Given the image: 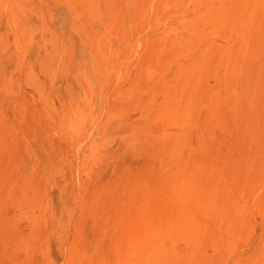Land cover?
Masks as SVG:
<instances>
[{"label":"rangeland","instance_id":"1","mask_svg":"<svg viewBox=\"0 0 264 264\" xmlns=\"http://www.w3.org/2000/svg\"><path fill=\"white\" fill-rule=\"evenodd\" d=\"M255 23L264 0H0V264H264Z\"/></svg>","mask_w":264,"mask_h":264},{"label":"bare ground","instance_id":"2","mask_svg":"<svg viewBox=\"0 0 264 264\" xmlns=\"http://www.w3.org/2000/svg\"><path fill=\"white\" fill-rule=\"evenodd\" d=\"M250 34H255L256 36L259 34H264V32L262 31V29L260 28V23H255L254 24V29L251 31V33ZM258 35V36H259ZM261 36V35H260ZM264 40V39H263ZM264 45V44H263ZM262 45V46H263ZM256 50V49H255ZM238 52V51H237ZM259 57V56H258ZM72 59V58H71ZM69 63V62H68ZM74 63V62H73ZM57 65V64H56ZM68 65V64H67ZM70 65V64H69ZM246 68V67H245ZM180 74V73H179ZM178 74V75H179ZM249 75V74H248ZM252 77V76H251ZM250 77V78H251ZM185 88V87H184ZM182 116V115H181ZM148 203V202H147ZM145 204V203H144ZM147 209V208H146ZM146 209H145V211L144 212H146ZM143 210V209H142ZM141 210V211H142ZM139 215H141V213L139 214ZM145 216V215H144ZM144 218V217H143ZM150 218V217H149ZM140 220H141V218H140ZM143 222H144V220H143ZM153 223V222H152ZM145 225V224H144ZM204 225V224H203ZM141 226V225H140ZM142 228V227H141ZM194 238V237H193ZM190 240V239H189ZM197 241V240H196ZM134 248V247H133ZM138 248V247H137Z\"/></svg>","mask_w":264,"mask_h":264}]
</instances>
